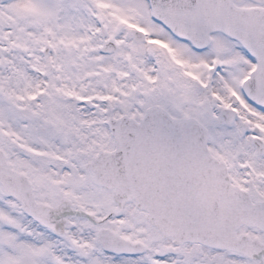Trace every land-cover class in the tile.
Here are the masks:
<instances>
[{
  "label": "snow or ice",
  "instance_id": "obj_1",
  "mask_svg": "<svg viewBox=\"0 0 264 264\" xmlns=\"http://www.w3.org/2000/svg\"><path fill=\"white\" fill-rule=\"evenodd\" d=\"M0 264H264V0H0Z\"/></svg>",
  "mask_w": 264,
  "mask_h": 264
}]
</instances>
